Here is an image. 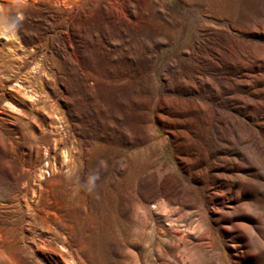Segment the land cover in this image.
I'll return each mask as SVG.
<instances>
[{
    "label": "rangeland",
    "instance_id": "1",
    "mask_svg": "<svg viewBox=\"0 0 264 264\" xmlns=\"http://www.w3.org/2000/svg\"><path fill=\"white\" fill-rule=\"evenodd\" d=\"M0 2V264H264V0Z\"/></svg>",
    "mask_w": 264,
    "mask_h": 264
},
{
    "label": "bare ground",
    "instance_id": "2",
    "mask_svg": "<svg viewBox=\"0 0 264 264\" xmlns=\"http://www.w3.org/2000/svg\"><path fill=\"white\" fill-rule=\"evenodd\" d=\"M3 3H4V2H3ZM0 4H1V2H0ZM5 10H6V8H5V4L0 5V13L3 12V11H5ZM17 12H18V13H17V17H21V16H22V8L19 9V10H17ZM0 32L3 33L1 22H0ZM22 87H23V86H22ZM24 89H25V88H24ZM28 94H29V93H28ZM28 94H27V95H28ZM38 94H40V93H38ZM29 96L31 97L32 94L30 93ZM40 97H41V96H39V97L37 96V97H35V98L38 99V100H40L41 103H44V101H42V99H41ZM9 105H11V103H9ZM66 152H67V155H66V156L68 157V160H69L70 162H72L73 159L70 158L72 153H71L70 151H68V150H67Z\"/></svg>",
    "mask_w": 264,
    "mask_h": 264
},
{
    "label": "clouds",
    "instance_id": "3",
    "mask_svg": "<svg viewBox=\"0 0 264 264\" xmlns=\"http://www.w3.org/2000/svg\"><path fill=\"white\" fill-rule=\"evenodd\" d=\"M23 19V17L21 16V17H18V20H22ZM13 27H15V24H13Z\"/></svg>",
    "mask_w": 264,
    "mask_h": 264
}]
</instances>
